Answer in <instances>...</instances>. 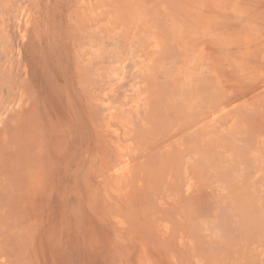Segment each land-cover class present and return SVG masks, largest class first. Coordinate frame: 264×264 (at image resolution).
I'll list each match as a JSON object with an SVG mask.
<instances>
[{
	"label": "rangeland",
	"instance_id": "obj_1",
	"mask_svg": "<svg viewBox=\"0 0 264 264\" xmlns=\"http://www.w3.org/2000/svg\"><path fill=\"white\" fill-rule=\"evenodd\" d=\"M0 264H264V0H0Z\"/></svg>",
	"mask_w": 264,
	"mask_h": 264
},
{
	"label": "bare ground",
	"instance_id": "obj_2",
	"mask_svg": "<svg viewBox=\"0 0 264 264\" xmlns=\"http://www.w3.org/2000/svg\"><path fill=\"white\" fill-rule=\"evenodd\" d=\"M65 95H66V94H65ZM119 172H120V171H119ZM114 173H115V172H114ZM122 173H124V172H122ZM122 173H121V174H122Z\"/></svg>",
	"mask_w": 264,
	"mask_h": 264
}]
</instances>
